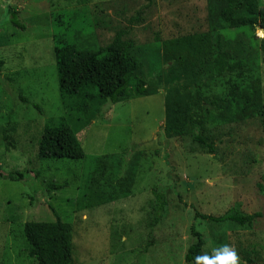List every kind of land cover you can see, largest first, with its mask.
I'll use <instances>...</instances> for the list:
<instances>
[{
    "label": "rangeland",
    "instance_id": "1",
    "mask_svg": "<svg viewBox=\"0 0 264 264\" xmlns=\"http://www.w3.org/2000/svg\"><path fill=\"white\" fill-rule=\"evenodd\" d=\"M10 6L25 29L11 24ZM225 7L214 0H0V169L26 173L23 182L0 179V264H35L23 227L56 216L73 226L76 264H187L192 225L213 264L229 253L236 264H264V218L246 228L195 219L196 212L220 216L232 207L264 214V33L228 29ZM123 30L150 93L117 104L95 100L84 120L82 102L60 96L56 35L97 50ZM193 35L212 40L201 65L165 60V41ZM220 51L234 71L217 74ZM191 115L214 154L188 137ZM61 119L77 131L83 160L38 158L45 126ZM3 135L12 138L9 150ZM47 182L67 186L48 193ZM92 189L101 202L90 208ZM155 190L167 194L168 207L151 232Z\"/></svg>",
    "mask_w": 264,
    "mask_h": 264
},
{
    "label": "trees",
    "instance_id": "2",
    "mask_svg": "<svg viewBox=\"0 0 264 264\" xmlns=\"http://www.w3.org/2000/svg\"><path fill=\"white\" fill-rule=\"evenodd\" d=\"M165 1L172 3L176 0ZM214 1L227 3V7L223 8L220 13L221 19L228 29L243 27H249L252 30L264 29V7L260 0ZM9 13L11 24L17 29H25L18 10L10 6ZM136 22H139V16L131 21L132 24ZM126 33L124 30L118 31L110 44L97 50H82L75 43L67 42L65 39L58 38L62 36L56 35L54 55L60 96L63 100L72 98L80 100L82 105L79 106V111L81 114L83 113L84 120L95 100L117 104L146 97L150 93L148 89L150 83L138 74L141 65L131 55L134 41L127 39ZM259 41L264 62V38H260ZM211 44L212 40L207 35L170 39L163 44V55L169 63L176 62L184 67H196L201 65L204 59H207ZM219 48H222L221 42H219ZM229 59L230 56L227 53L219 52L214 60L217 74L222 75L224 72L234 71L235 67L229 63ZM1 66L2 62L0 61ZM196 97L197 100L193 99L192 106L188 105L189 111L192 110L193 106H197L198 96ZM214 97L219 99L217 95ZM189 119L194 127L189 131L188 137L209 154H214L215 147L207 130H199L197 125L202 123L196 121L192 115ZM261 129L264 134V104L261 107ZM165 133L171 134V130L165 129ZM179 134L182 135L183 133L179 131ZM2 139L9 150V147L12 146L11 136L3 135ZM38 147V158L41 160L70 159L81 161L85 158V151L78 139L77 131L66 119H61L57 124H47ZM36 177H40L39 173H36ZM25 178L26 173L19 171L6 174L0 169V179L23 182ZM44 186L48 193H52L62 190L67 184L47 182L44 183ZM261 189L264 194V177ZM153 193L155 206L153 209L154 216L149 224L151 232L163 219L168 207L166 193L157 190ZM85 201L87 206L92 208L101 202V197L92 189V194ZM259 218H264V214L260 212L247 214L238 207H232L220 216L195 213L196 220L201 219L215 224L233 223L242 228L252 227ZM73 232V226L62 221L59 216H56L54 222L25 223L23 238L26 244L27 258L35 264H76ZM191 235L194 242L187 249L185 262L187 264H213L212 255H208L207 259L204 258L207 241L204 235L197 230L196 225H192Z\"/></svg>",
    "mask_w": 264,
    "mask_h": 264
},
{
    "label": "clouds",
    "instance_id": "3",
    "mask_svg": "<svg viewBox=\"0 0 264 264\" xmlns=\"http://www.w3.org/2000/svg\"><path fill=\"white\" fill-rule=\"evenodd\" d=\"M217 259L219 261V264H236V256L233 253L218 256Z\"/></svg>",
    "mask_w": 264,
    "mask_h": 264
},
{
    "label": "water",
    "instance_id": "4",
    "mask_svg": "<svg viewBox=\"0 0 264 264\" xmlns=\"http://www.w3.org/2000/svg\"><path fill=\"white\" fill-rule=\"evenodd\" d=\"M261 31L264 33V29H261Z\"/></svg>",
    "mask_w": 264,
    "mask_h": 264
}]
</instances>
